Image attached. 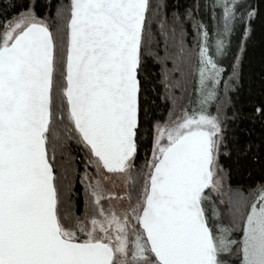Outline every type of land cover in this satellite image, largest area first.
<instances>
[{"label": "snow or ice", "instance_id": "snow-or-ice-1", "mask_svg": "<svg viewBox=\"0 0 264 264\" xmlns=\"http://www.w3.org/2000/svg\"><path fill=\"white\" fill-rule=\"evenodd\" d=\"M257 64L264 0H0V264H264Z\"/></svg>", "mask_w": 264, "mask_h": 264}, {"label": "trees", "instance_id": "trees-1", "mask_svg": "<svg viewBox=\"0 0 264 264\" xmlns=\"http://www.w3.org/2000/svg\"><path fill=\"white\" fill-rule=\"evenodd\" d=\"M256 76L250 82L247 78L245 80V88L242 93L241 103L245 106V109L248 110L254 104L259 106L262 101H264V93L261 90V82L259 77V64L256 65ZM251 87L252 93L249 96L248 89Z\"/></svg>", "mask_w": 264, "mask_h": 264}]
</instances>
